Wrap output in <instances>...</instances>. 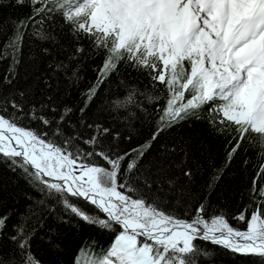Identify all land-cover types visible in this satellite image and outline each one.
Masks as SVG:
<instances>
[{
	"label": "snow or ice",
	"instance_id": "snow-or-ice-1",
	"mask_svg": "<svg viewBox=\"0 0 264 264\" xmlns=\"http://www.w3.org/2000/svg\"><path fill=\"white\" fill-rule=\"evenodd\" d=\"M0 66V264H264V0H0Z\"/></svg>",
	"mask_w": 264,
	"mask_h": 264
},
{
	"label": "trees",
	"instance_id": "trees-1",
	"mask_svg": "<svg viewBox=\"0 0 264 264\" xmlns=\"http://www.w3.org/2000/svg\"><path fill=\"white\" fill-rule=\"evenodd\" d=\"M0 71H2V66H0ZM246 202V201H245Z\"/></svg>",
	"mask_w": 264,
	"mask_h": 264
}]
</instances>
